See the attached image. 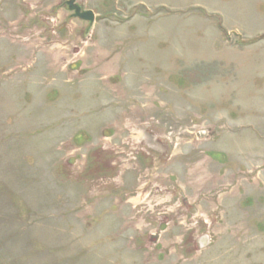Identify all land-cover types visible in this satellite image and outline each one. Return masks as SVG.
<instances>
[{
  "label": "rangeland",
  "instance_id": "374dc122",
  "mask_svg": "<svg viewBox=\"0 0 264 264\" xmlns=\"http://www.w3.org/2000/svg\"><path fill=\"white\" fill-rule=\"evenodd\" d=\"M0 0V264H264V0Z\"/></svg>",
  "mask_w": 264,
  "mask_h": 264
},
{
  "label": "water",
  "instance_id": "95a60500",
  "mask_svg": "<svg viewBox=\"0 0 264 264\" xmlns=\"http://www.w3.org/2000/svg\"><path fill=\"white\" fill-rule=\"evenodd\" d=\"M66 7L69 12L72 13V17L80 19L89 24L88 29L93 25L95 21V14L91 10H85L76 0H68Z\"/></svg>",
  "mask_w": 264,
  "mask_h": 264
},
{
  "label": "flooded vegetation",
  "instance_id": "af4514ba",
  "mask_svg": "<svg viewBox=\"0 0 264 264\" xmlns=\"http://www.w3.org/2000/svg\"><path fill=\"white\" fill-rule=\"evenodd\" d=\"M63 4L66 6V2H64ZM70 13H71V12H70ZM71 15H72V13H71Z\"/></svg>",
  "mask_w": 264,
  "mask_h": 264
}]
</instances>
